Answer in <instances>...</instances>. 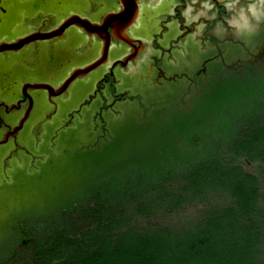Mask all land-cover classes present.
<instances>
[{
  "label": "trees",
  "instance_id": "1",
  "mask_svg": "<svg viewBox=\"0 0 264 264\" xmlns=\"http://www.w3.org/2000/svg\"><path fill=\"white\" fill-rule=\"evenodd\" d=\"M249 77L255 86L243 93L240 79H212L186 109H155V99L147 96L156 117H165L167 110L165 139L178 146L163 149L153 169L100 171L76 184L67 174L75 159L94 164L120 151L119 130L134 121L135 112L119 118L110 134L93 140H83L79 128L70 126L51 140L48 129L39 149L57 143L59 155L47 158L31 175L13 170L11 183L0 191L23 185L43 189V184L59 183V174L65 176L60 181L66 183L65 191L46 211L13 216L0 202V264H264V208L258 206L263 193L258 177L242 162L243 157L264 161V69ZM174 182L180 184L175 190L169 186ZM208 191L227 193L229 203L210 206L200 221L179 230L137 227L125 210L131 206L145 214L159 206L174 209ZM68 215L78 221L94 217L96 226L74 237ZM20 244L32 245L30 261L18 262Z\"/></svg>",
  "mask_w": 264,
  "mask_h": 264
},
{
  "label": "flooded vegetation",
  "instance_id": "2",
  "mask_svg": "<svg viewBox=\"0 0 264 264\" xmlns=\"http://www.w3.org/2000/svg\"><path fill=\"white\" fill-rule=\"evenodd\" d=\"M250 5L264 11V0H140L139 16L126 29L132 42L112 38L107 62L58 95L51 92L74 68L100 55L102 40L95 33L70 25L61 35L0 52V180L28 157L37 162L43 135L60 114L67 115L60 127L87 110L89 119L95 114L107 121L103 111L118 113L127 98L148 108L143 97L149 89L152 108L168 110L179 102L189 107L212 79L263 70L264 18L257 21ZM119 8L118 0H0V26L24 27L0 35V42L54 30L71 14L101 22ZM245 18L254 30L241 28ZM126 80L138 81L143 91L122 90ZM34 83L48 84L51 92L31 89Z\"/></svg>",
  "mask_w": 264,
  "mask_h": 264
},
{
  "label": "rangeland",
  "instance_id": "3",
  "mask_svg": "<svg viewBox=\"0 0 264 264\" xmlns=\"http://www.w3.org/2000/svg\"><path fill=\"white\" fill-rule=\"evenodd\" d=\"M109 3H112L111 1ZM24 27L20 26L17 27V30H9V27H1L0 26V35L3 34H15L18 31H23ZM263 70L258 72H253L254 74H260ZM251 74H246L244 76H237L235 78L241 80V87L240 92H246L247 90H251L254 88L255 84L252 80ZM222 78H218L217 80H221ZM253 82V83H251ZM152 87V86H151ZM150 87V88H151ZM127 89L130 93H136V91L142 92L143 89L141 84L137 82H131L126 80L121 85V89ZM149 88V86L147 87ZM120 89V86H119ZM120 89V90H121ZM148 90V89H147ZM145 90V91H147ZM150 93H148V97L152 96V90L149 89ZM146 95V94H145ZM77 101V100H76ZM143 101L148 103L151 107V102L143 97ZM75 102V100H74ZM154 104V103H153ZM179 105V106H178ZM176 108H184L186 109L184 102H179ZM153 107V106H152ZM158 107L160 104L158 103ZM91 111H86L83 115L79 117L77 122L69 124L67 126L70 127H78L79 128V136L85 140L86 138L93 140V138L97 139L98 136L100 138L105 137L104 134H110L112 129H116L121 122L124 115L127 113L135 112V116L132 120L134 121H127L126 124L122 127L124 131L119 130L122 133L120 136L121 141L116 146L120 148V151L116 153L109 152L105 159L100 160L98 163L94 164H86L87 159L80 161H73V164L70 166V172L67 173L69 175L72 174L70 177L73 182L72 184H76L82 178L87 179L93 176L94 173H99L100 171H105L107 174L112 173L113 170L124 169L127 167H132L136 169H153L154 166L157 164V161H160L161 152L163 149L174 146L175 142L171 141L168 144V140L165 139V134L168 130L167 128V110L165 111V117H156L152 109L148 108L143 110V106L139 104V100L137 99H128L124 101L120 105V111L112 112L103 111V115H106L107 121H100V118L95 114L92 115V119H89V115ZM119 115V116H118ZM67 115L63 117V114H60L59 117L49 126L48 129L55 132L53 139L56 138L58 132L60 131L59 128H65L66 125L60 127L61 120L66 118ZM102 117V116H101ZM121 118V119H119ZM112 122V124H109ZM114 122V123H113ZM155 122V123H154ZM117 125H116V124ZM123 123V122H122ZM153 123V124H152ZM104 125V126H102ZM108 125V126H106ZM104 129H103V128ZM106 128V129H105ZM47 129V130H48ZM102 129V130H101ZM59 130V131H58ZM57 132V133H56ZM121 135V134H120ZM50 148L46 150H40L38 147L37 153L39 154V159L37 162L30 160V158L24 159L20 166L19 170L24 172L23 174L31 175L34 171L39 169L38 165L45 164L47 158L50 156L57 157L60 153L57 150V143L53 144V142L49 145ZM175 147V146H174ZM178 147V146H177ZM175 147V148H177ZM243 168L254 174L259 179V186L260 191L263 193L262 199L259 200L258 206L260 208H264V161H253L249 162L246 158H242ZM81 163V165H80ZM61 164V163H60ZM79 165V166H77ZM85 165V166H84ZM62 166V164H61ZM60 166V167H61ZM81 168V169H80ZM9 174V172H8ZM11 174V173H10ZM10 175H7L6 178L2 177L0 180V188L5 186L6 184L11 183ZM65 179L63 174L58 175L59 183L55 184H43L47 185L43 189L41 188H31L29 186L13 188V189H2L0 191V202L5 204L7 207L8 213H11L13 216L20 214L22 211L28 213L26 211H46L49 205L53 202L57 201L61 194L65 191L66 183L60 182L62 179ZM69 178V179H70ZM51 181V180H50ZM67 181H69L67 179ZM71 183L69 185H72ZM54 187L53 189H48L46 187ZM169 186L175 190L176 188L180 187L178 182H174L169 184ZM188 195V192H185ZM155 194L151 195L154 196ZM186 202H184L180 207L169 209L165 206H159L150 210L149 213L142 214L141 212L135 211V208L125 207V210L128 211L132 217H130V223L137 227H169L174 230H179L183 227H187L190 225H194L196 222L200 221V219L204 216L203 211L208 209L210 206L213 205H227L230 201V197L227 193H222L220 191H208L205 196L198 195L193 199L188 198ZM90 204V203H88ZM10 211V212H9ZM77 214H75L76 216ZM68 218L71 223H73V236L79 237L83 236L85 232L89 228H93L96 226L97 220L94 217H82L78 221L77 217H72L68 215ZM31 247L32 245H24L20 244L16 246V251L18 254V262H26L31 260Z\"/></svg>",
  "mask_w": 264,
  "mask_h": 264
},
{
  "label": "water",
  "instance_id": "4",
  "mask_svg": "<svg viewBox=\"0 0 264 264\" xmlns=\"http://www.w3.org/2000/svg\"><path fill=\"white\" fill-rule=\"evenodd\" d=\"M139 1L140 0H118L120 8L116 11L107 12L102 17L101 22L91 21L78 14H71L54 30L47 32H30L11 41H1L0 52L18 50L25 44L34 40H43L61 35L70 25H76L87 33H95L102 40L101 52L97 58L86 63L82 67L74 68L55 91L51 92V86L45 83H34L30 85L31 89L45 88L50 91L51 94L58 95L65 91L67 86L76 78L85 76L90 71L107 62L108 50L112 38L129 44L132 42L126 29L130 27L139 16ZM108 29H110V31H108Z\"/></svg>",
  "mask_w": 264,
  "mask_h": 264
},
{
  "label": "clouds",
  "instance_id": "5",
  "mask_svg": "<svg viewBox=\"0 0 264 264\" xmlns=\"http://www.w3.org/2000/svg\"><path fill=\"white\" fill-rule=\"evenodd\" d=\"M250 10L252 11L253 17L259 21L260 19L264 18V11H260L256 8L255 5H250ZM187 14V13H186ZM242 29H245L247 31H252L254 30V25H252L247 18H245V23L241 25Z\"/></svg>",
  "mask_w": 264,
  "mask_h": 264
}]
</instances>
